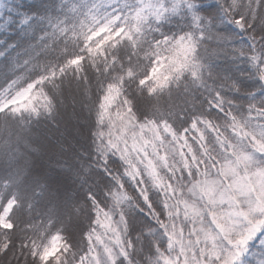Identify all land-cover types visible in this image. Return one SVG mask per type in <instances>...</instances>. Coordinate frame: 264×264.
<instances>
[{
	"label": "snow or ice",
	"instance_id": "obj_1",
	"mask_svg": "<svg viewBox=\"0 0 264 264\" xmlns=\"http://www.w3.org/2000/svg\"><path fill=\"white\" fill-rule=\"evenodd\" d=\"M0 264H264V0H0Z\"/></svg>",
	"mask_w": 264,
	"mask_h": 264
},
{
	"label": "trees",
	"instance_id": "obj_2",
	"mask_svg": "<svg viewBox=\"0 0 264 264\" xmlns=\"http://www.w3.org/2000/svg\"><path fill=\"white\" fill-rule=\"evenodd\" d=\"M57 134H58V130L51 127V125H49L46 128L45 127L41 128V142L46 151H50L54 139L57 137ZM50 136L52 137V139L49 138Z\"/></svg>",
	"mask_w": 264,
	"mask_h": 264
}]
</instances>
